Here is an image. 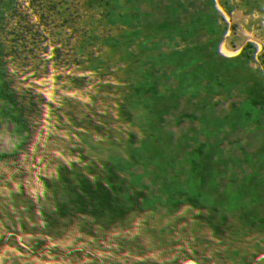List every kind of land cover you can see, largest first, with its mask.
<instances>
[{
  "label": "trees",
  "instance_id": "1",
  "mask_svg": "<svg viewBox=\"0 0 264 264\" xmlns=\"http://www.w3.org/2000/svg\"><path fill=\"white\" fill-rule=\"evenodd\" d=\"M73 139L120 175L181 163L180 221L232 237L243 193L264 209V0H0V187L20 209L56 208L34 182ZM233 233L263 252L259 229Z\"/></svg>",
  "mask_w": 264,
  "mask_h": 264
},
{
  "label": "rangeland",
  "instance_id": "2",
  "mask_svg": "<svg viewBox=\"0 0 264 264\" xmlns=\"http://www.w3.org/2000/svg\"><path fill=\"white\" fill-rule=\"evenodd\" d=\"M69 147L66 172L55 176L49 158L47 174L34 182L36 192L56 208L22 210L0 187V264H264V250L260 255L233 250L234 227L259 229L264 241V209L256 196H240L243 207L228 229L232 237L213 239L196 232L190 221H180L178 187L192 176L181 163L163 166L147 157L120 175L121 165L100 159L95 147L78 139ZM250 172L242 173L245 181L254 176ZM206 240L218 255L203 246Z\"/></svg>",
  "mask_w": 264,
  "mask_h": 264
}]
</instances>
